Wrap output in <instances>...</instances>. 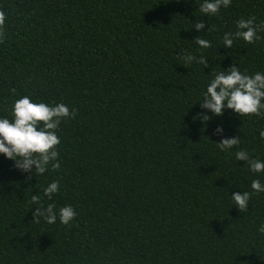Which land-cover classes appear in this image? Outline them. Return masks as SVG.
Returning a JSON list of instances; mask_svg holds the SVG:
<instances>
[{
  "label": "trees",
  "instance_id": "1",
  "mask_svg": "<svg viewBox=\"0 0 264 264\" xmlns=\"http://www.w3.org/2000/svg\"><path fill=\"white\" fill-rule=\"evenodd\" d=\"M0 264H264V0H0Z\"/></svg>",
  "mask_w": 264,
  "mask_h": 264
}]
</instances>
